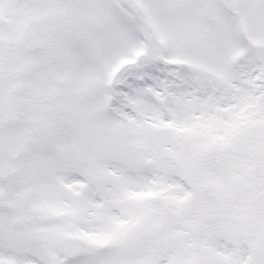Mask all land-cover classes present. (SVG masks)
<instances>
[{
    "label": "snow or ice",
    "instance_id": "1",
    "mask_svg": "<svg viewBox=\"0 0 264 264\" xmlns=\"http://www.w3.org/2000/svg\"><path fill=\"white\" fill-rule=\"evenodd\" d=\"M0 264H264V0H0Z\"/></svg>",
    "mask_w": 264,
    "mask_h": 264
}]
</instances>
